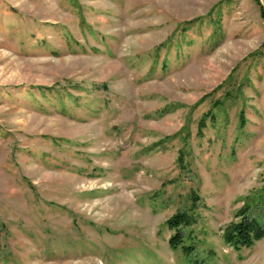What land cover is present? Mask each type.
Wrapping results in <instances>:
<instances>
[{"label":"rangeland","instance_id":"obj_1","mask_svg":"<svg viewBox=\"0 0 264 264\" xmlns=\"http://www.w3.org/2000/svg\"><path fill=\"white\" fill-rule=\"evenodd\" d=\"M243 207L264 0H0V264H264L223 240Z\"/></svg>","mask_w":264,"mask_h":264},{"label":"trees","instance_id":"obj_2","mask_svg":"<svg viewBox=\"0 0 264 264\" xmlns=\"http://www.w3.org/2000/svg\"><path fill=\"white\" fill-rule=\"evenodd\" d=\"M235 216L238 220L231 222L223 230L222 237L225 243L233 249L241 247H249L254 241L260 239L264 234V225L259 219L248 214V208L239 209ZM188 215L185 213H177L168 218L165 224L169 228H176L179 225H186L189 222ZM169 246L172 249L180 247L183 254L188 256L192 251V246L182 244V237L176 234L172 235L168 240ZM193 264H202L201 262L193 261Z\"/></svg>","mask_w":264,"mask_h":264}]
</instances>
